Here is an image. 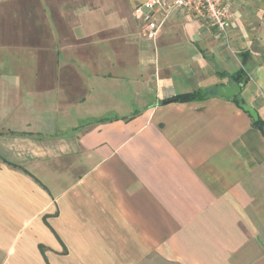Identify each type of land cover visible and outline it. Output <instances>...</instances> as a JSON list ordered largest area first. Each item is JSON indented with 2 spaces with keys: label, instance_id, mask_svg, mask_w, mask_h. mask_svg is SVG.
<instances>
[{
  "label": "crops",
  "instance_id": "1",
  "mask_svg": "<svg viewBox=\"0 0 264 264\" xmlns=\"http://www.w3.org/2000/svg\"><path fill=\"white\" fill-rule=\"evenodd\" d=\"M144 1L0 0V264H264L263 26Z\"/></svg>",
  "mask_w": 264,
  "mask_h": 264
},
{
  "label": "built area",
  "instance_id": "2",
  "mask_svg": "<svg viewBox=\"0 0 264 264\" xmlns=\"http://www.w3.org/2000/svg\"><path fill=\"white\" fill-rule=\"evenodd\" d=\"M175 13L196 16L212 25L223 37L241 22L231 0H145L134 8L133 17L143 36L155 39Z\"/></svg>",
  "mask_w": 264,
  "mask_h": 264
},
{
  "label": "rangeland",
  "instance_id": "3",
  "mask_svg": "<svg viewBox=\"0 0 264 264\" xmlns=\"http://www.w3.org/2000/svg\"><path fill=\"white\" fill-rule=\"evenodd\" d=\"M233 8L239 13L241 21L250 23L252 27L260 24L263 27L261 33L257 35L259 38L264 37V0H231ZM255 6L259 9L255 11ZM255 22L257 24H255Z\"/></svg>",
  "mask_w": 264,
  "mask_h": 264
},
{
  "label": "trees",
  "instance_id": "4",
  "mask_svg": "<svg viewBox=\"0 0 264 264\" xmlns=\"http://www.w3.org/2000/svg\"><path fill=\"white\" fill-rule=\"evenodd\" d=\"M232 79L235 82V84H237L240 87H243L249 81V76H248L247 71L241 70L237 74H235L232 77ZM208 97H209L208 94L201 92V91H197V92H194L191 94H184V95L176 96L174 98H171L169 100L164 101L163 104L189 103V102H194V101L205 100ZM234 101H236L238 103V105L242 108H243V106H245L243 103L239 102L238 96L236 98H234ZM254 125L264 134V123L261 120L255 122Z\"/></svg>",
  "mask_w": 264,
  "mask_h": 264
},
{
  "label": "water",
  "instance_id": "5",
  "mask_svg": "<svg viewBox=\"0 0 264 264\" xmlns=\"http://www.w3.org/2000/svg\"><path fill=\"white\" fill-rule=\"evenodd\" d=\"M241 89L242 88L240 86H232L231 84H226L218 88L217 95L221 98L234 99L241 93ZM243 109L245 112L250 114L255 122L259 121L258 114L253 108L249 106H243Z\"/></svg>",
  "mask_w": 264,
  "mask_h": 264
}]
</instances>
